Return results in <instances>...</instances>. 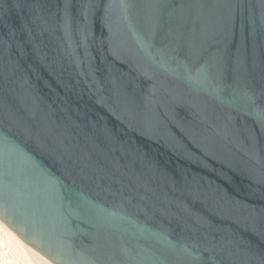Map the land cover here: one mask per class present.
Segmentation results:
<instances>
[{"label":"water","instance_id":"95a60500","mask_svg":"<svg viewBox=\"0 0 264 264\" xmlns=\"http://www.w3.org/2000/svg\"><path fill=\"white\" fill-rule=\"evenodd\" d=\"M0 218L55 264H264V0H0Z\"/></svg>","mask_w":264,"mask_h":264},{"label":"bare ground","instance_id":"6f19581e","mask_svg":"<svg viewBox=\"0 0 264 264\" xmlns=\"http://www.w3.org/2000/svg\"><path fill=\"white\" fill-rule=\"evenodd\" d=\"M0 264H55L0 218Z\"/></svg>","mask_w":264,"mask_h":264}]
</instances>
